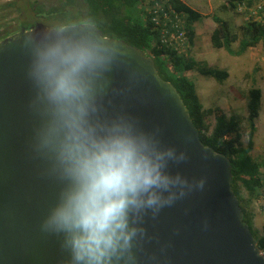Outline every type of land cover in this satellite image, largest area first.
<instances>
[{"label": "clouds", "instance_id": "9594fccd", "mask_svg": "<svg viewBox=\"0 0 264 264\" xmlns=\"http://www.w3.org/2000/svg\"><path fill=\"white\" fill-rule=\"evenodd\" d=\"M39 110L34 148L55 178L40 230L58 239L64 264H141L155 219L203 178L172 166L188 154L136 116L104 107L118 51L90 30L54 23L21 38Z\"/></svg>", "mask_w": 264, "mask_h": 264}, {"label": "water", "instance_id": "95a60500", "mask_svg": "<svg viewBox=\"0 0 264 264\" xmlns=\"http://www.w3.org/2000/svg\"><path fill=\"white\" fill-rule=\"evenodd\" d=\"M70 26L93 31L118 49L104 107L123 108L146 128L159 129L164 143L188 154L172 170L204 179L202 188L155 219L146 217L150 238L141 264H264L232 190L228 159L200 141L178 92L160 78L152 59L122 40L104 37L95 25ZM50 27L36 23L0 41V264H64L58 239L39 227L56 184L34 148L40 116L21 44L24 34Z\"/></svg>", "mask_w": 264, "mask_h": 264}, {"label": "trees", "instance_id": "16d2710c", "mask_svg": "<svg viewBox=\"0 0 264 264\" xmlns=\"http://www.w3.org/2000/svg\"><path fill=\"white\" fill-rule=\"evenodd\" d=\"M228 1L231 8L235 9V1L239 0ZM160 5L163 10L168 11L170 21L156 24L153 18ZM30 10L33 14L32 18L21 22V24L28 25L26 28L41 22L38 18L41 10L38 6L31 5ZM48 11L46 14L49 18L46 20L52 23L95 25L104 37L122 40L152 59L160 78L171 83L178 92L198 131L200 141L228 159L231 166V187L243 211V221L251 231L253 216L243 201L250 203L259 196L264 198L261 166L249 155L255 120L259 115L260 92L257 89L249 92L248 124L250 131L246 147L243 146L239 121L235 116L227 117L224 113L217 115L214 128L210 130L205 118L210 115L211 111L208 114L203 110L195 86L188 79L187 74L197 71L219 82L224 81L228 74L223 70L212 69L189 56V50L195 38L193 25L200 20L202 15L188 7L182 0H66L63 6L49 8ZM35 14L37 17L34 16ZM211 19L216 24L210 37L211 44L215 48H222L230 54L240 56L249 47H254L259 42L264 43V30L261 25L248 21L242 26V37L237 49L233 50L232 44L236 42L237 37L230 24L215 15H211ZM17 31L19 30L7 31L5 28H0V41ZM181 34L185 42H182ZM241 193H245L246 199ZM251 233L256 240L257 248L264 253V236L258 237L252 231Z\"/></svg>", "mask_w": 264, "mask_h": 264}, {"label": "rangeland", "instance_id": "374dc122", "mask_svg": "<svg viewBox=\"0 0 264 264\" xmlns=\"http://www.w3.org/2000/svg\"><path fill=\"white\" fill-rule=\"evenodd\" d=\"M64 1L66 0H0V28L14 31L28 26L21 22L32 18L31 5H37L41 10L38 14V18L41 19L40 23L51 26L54 23L46 20L49 18L46 14L49 12L48 9L59 8L63 6ZM182 1L202 15L200 20L193 25L195 38L194 45L189 50V56L212 69L223 70L228 74L227 78L221 82L213 77L201 75L197 71L187 74L188 79L195 86L203 110L208 114L211 111L210 115L205 118L210 130L214 128L217 115L224 113L227 117L235 116L239 121L243 146L246 147L250 131L248 124L249 92L252 89L260 92L259 115L255 120L249 155L261 166V175L264 179V43L259 42L256 46L249 47L240 56L230 54L225 49L213 47L210 37L216 24L211 19V15L224 19L230 24L237 37L236 42L232 44V49L236 50L242 37V26L249 21L247 12L243 9H232L228 0ZM235 4H237L236 1ZM66 7L71 9V7ZM36 15L34 16L37 17ZM241 195L246 199L245 193ZM243 203L253 216L251 231L258 237L264 236V198L259 196L250 203L247 201Z\"/></svg>", "mask_w": 264, "mask_h": 264}, {"label": "built area", "instance_id": "2783aa9c", "mask_svg": "<svg viewBox=\"0 0 264 264\" xmlns=\"http://www.w3.org/2000/svg\"><path fill=\"white\" fill-rule=\"evenodd\" d=\"M240 1V0H239ZM237 2L236 8L238 10H245L248 15L249 22H255L261 25L264 30V0H241ZM161 14V16L159 15ZM177 18V16H175ZM153 21L158 24L159 22H168L170 21L168 11L163 10L161 5L158 8L156 16L153 18ZM182 42H185V38L180 35Z\"/></svg>", "mask_w": 264, "mask_h": 264}, {"label": "crops", "instance_id": "0c3cea01", "mask_svg": "<svg viewBox=\"0 0 264 264\" xmlns=\"http://www.w3.org/2000/svg\"><path fill=\"white\" fill-rule=\"evenodd\" d=\"M194 43V42H193ZM194 45V44H193Z\"/></svg>", "mask_w": 264, "mask_h": 264}]
</instances>
